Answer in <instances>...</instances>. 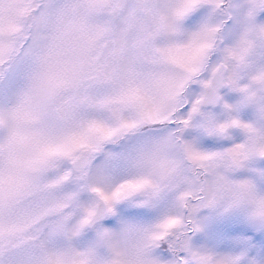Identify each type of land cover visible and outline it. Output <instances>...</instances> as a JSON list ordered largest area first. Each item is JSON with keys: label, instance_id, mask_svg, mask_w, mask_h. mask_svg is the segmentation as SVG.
<instances>
[{"label": "snow or ice", "instance_id": "snow-or-ice-1", "mask_svg": "<svg viewBox=\"0 0 264 264\" xmlns=\"http://www.w3.org/2000/svg\"><path fill=\"white\" fill-rule=\"evenodd\" d=\"M0 264H264V0H0Z\"/></svg>", "mask_w": 264, "mask_h": 264}]
</instances>
